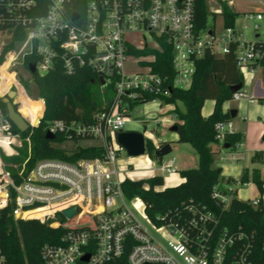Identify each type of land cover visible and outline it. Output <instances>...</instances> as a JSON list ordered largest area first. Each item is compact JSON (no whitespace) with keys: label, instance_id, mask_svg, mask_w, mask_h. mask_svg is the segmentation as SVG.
<instances>
[{"label":"built area","instance_id":"2783aa9c","mask_svg":"<svg viewBox=\"0 0 264 264\" xmlns=\"http://www.w3.org/2000/svg\"><path fill=\"white\" fill-rule=\"evenodd\" d=\"M260 4L264 8V0ZM36 5L35 0H0V25L9 26L5 32L12 36L16 31L26 36L27 54L37 59L35 73L44 76L57 62L67 75L89 67L103 90L112 87L109 106L95 114L92 123L54 121L47 131L97 142L100 157L76 162L40 160L30 171L23 164L17 178L0 172V211L12 205L16 221L38 218L48 223L52 219L48 224L64 231L60 244L42 247V264H106L120 260L125 252L127 264H252V235L219 230L213 211L190 204L182 212L158 217L155 223L140 198L128 200L122 191L125 179L120 178L128 170L118 168L125 150L117 135L132 123L134 105L161 106L173 88L188 89L196 61L206 54L218 59L234 55L243 86L230 101L255 103L257 99L244 86L264 68V24H260L264 10L244 15L245 22H254L255 38L249 41L236 24L223 26L220 32L209 27L197 32L195 0H89L83 16L70 12L72 0H47L42 15ZM210 12L221 15L219 9ZM249 28L246 23L244 29ZM162 43L172 51L173 76L153 69ZM174 123L169 120L166 126ZM215 129L219 145L235 133L232 119L217 123ZM19 136L0 109V146L14 151ZM158 159L151 177L177 173L175 159L165 163ZM212 197L226 208L235 192L231 186L223 190L219 183ZM251 205L258 207L259 202ZM72 207L77 208L76 214L65 218L63 211ZM35 212L39 213L30 215ZM76 218L77 225H72ZM86 255H90L87 263L81 261ZM0 264H7L1 239Z\"/></svg>","mask_w":264,"mask_h":264},{"label":"trees","instance_id":"16d2710c","mask_svg":"<svg viewBox=\"0 0 264 264\" xmlns=\"http://www.w3.org/2000/svg\"><path fill=\"white\" fill-rule=\"evenodd\" d=\"M35 1L36 7L42 10L41 15L44 14L47 0ZM88 1L72 0L70 12L83 16ZM208 1L210 0H195V29L197 32L206 30L209 27V18L217 16L210 12ZM219 2L223 26L225 28L234 27L238 14L234 13L227 3ZM36 15H40V12ZM8 28L7 25H0V79L2 70L12 58L13 53H8L13 50L14 44L26 40V36L20 31L14 32L13 36L11 32H5ZM10 40L11 43L5 45ZM137 53L142 54L143 52ZM172 59V51L162 43V52L157 56L154 71L160 75L168 73L173 76ZM36 62L37 59L33 55H26L24 59L31 83L35 86V99L42 103L41 111L33 115L31 97L23 87L17 86L15 99L19 104L20 114L31 125H35L41 118L40 123L36 127L30 126L24 133L19 132L12 124L15 133L30 140L31 154L28 155L25 142L19 157H2L7 163L6 170L15 178L24 162H26L27 170L30 171L40 160L76 162L80 159L100 157L102 153V149L97 146L84 148L76 146L79 141H86L81 137L58 133L54 135L53 140H50L47 139L46 134L50 124L54 121L92 123L94 115L109 106L112 87L103 90L98 82L97 74L89 67L79 68L75 74L67 75L61 62H57L54 69L44 76L38 73L32 74L29 66ZM242 80L232 54L221 59L206 54L196 61L191 86L188 89L173 88L170 96L163 97L162 101L164 105L175 106L178 143L188 144L193 148L198 156L197 168L181 171L180 175L184 181L177 186L161 188L164 182L163 178L158 176L141 180L126 178L122 184V191L128 200L140 198L145 204L148 216L155 223L158 217L168 212H182L184 207L190 204L213 211L219 220V230L227 229L229 232H244L252 235L250 260L252 264H264V211L262 207H254L250 202L233 197L230 204L224 208L212 197L214 187L220 183L218 169L213 166L215 162L213 147L219 146L215 127L217 123L231 119L230 112L223 111V104L232 98L231 87L242 83ZM13 84H17V81ZM11 87L3 89L0 86V109L6 115V105L1 96L8 93ZM148 100L152 101L153 98L150 97ZM208 100L214 101L215 106L212 114L204 118L202 109ZM178 102L185 106L184 112L179 110ZM15 107L18 110L17 105ZM243 139L242 134L234 133L225 137V144L230 145L229 149H234L243 142ZM68 144L76 147L68 150ZM165 144L161 143L160 147ZM146 146L147 155L157 160L158 158L154 155L155 145L148 141ZM10 163H12L11 166H9ZM255 182L260 192L263 193V183L258 179ZM82 217L80 222H83ZM78 218L74 219L71 224L77 225ZM63 234L62 229L50 226L48 223H41L38 218L16 221L12 216V205L0 211V239L7 264H42V247L45 244H60ZM127 258L128 252H125L120 260L106 264H127ZM77 264L83 263L78 262Z\"/></svg>","mask_w":264,"mask_h":264},{"label":"rangeland","instance_id":"374dc122","mask_svg":"<svg viewBox=\"0 0 264 264\" xmlns=\"http://www.w3.org/2000/svg\"><path fill=\"white\" fill-rule=\"evenodd\" d=\"M222 1L224 3H227L230 9L238 14V18L236 19V26L238 29H241L243 31L244 37L249 41H254L255 33L252 29V25L254 24L253 21H244V15L246 13H255L263 11L264 8L260 4L262 0H210L208 1V7L209 10H221L220 2ZM249 24V29H244L245 24ZM260 24H264V21L260 22ZM223 27V20L222 16H211L209 18V29H214L216 32H220ZM11 43L10 41H7L5 45H8ZM28 51V45L25 41L16 42L14 44L13 50L10 53H13L12 58L10 59L7 66L2 70L1 79H0V86L4 89H9L13 83L17 81V84H13L10 91H16L17 92V86L25 88L26 93L31 97L32 100V113L33 115L37 114L39 111H41L42 103L40 100H36L34 94H36L35 86L31 83V77L30 74L27 72V69L24 65V59L26 57ZM7 54V55H8ZM244 82V81H243ZM247 82V81H246ZM244 89H247L249 91V87L247 84L244 86ZM33 94V95H31ZM104 97V93H102ZM5 97V95L1 96ZM16 102V99L14 100ZM214 101L208 100L206 102V105L204 106V111L206 109H209V106ZM17 103V102H16ZM105 104V102H103ZM170 105H164L156 106L154 103H139L134 105L133 110L131 111V120L132 123L128 124L125 127V131H137L142 133L145 138L147 139V142L150 141L154 145H160L161 143H168V142H161V138H163V135L166 136V134L169 132V129L166 127L164 128L163 125H160L156 120L161 117L162 115H166V117H174V109L171 110ZM177 106L181 112L185 111V106L183 103L178 102ZM17 107L19 110V104L17 103ZM236 109L238 110V116L234 119L236 123H241L240 118L247 117L251 118L253 116L252 108L251 106H248L243 101L240 102H232L227 101L223 104V111L230 112V110ZM162 112H165L163 114ZM27 121V120H26ZM29 122V121H28ZM242 124V123H241ZM26 142L28 147V155L31 154L30 150V140L28 138H22L19 136L16 145L14 147V151L10 152L11 150L9 148L1 147L0 146V172H8L6 170L7 163L4 162L2 157L5 158H12V157H19L20 156V150L24 148V143ZM172 145V153L168 156H165L162 158L163 162H168L169 160L175 159L176 161V169L177 173L174 175H166L163 178V186L161 188L171 187L177 180H182L180 172L197 168L198 166V156L196 152L193 150V148L188 145ZM90 146H97L100 147V145L95 143H89L87 141H82L79 145V147H90ZM63 147V146H62ZM76 146L72 144L67 145V149L71 150ZM213 150L215 152V162H214V168L220 170L221 165H225L226 163H230L226 160H221V158H226L228 156V153L232 151V149H224L223 145L214 146ZM221 151L222 154L218 153V151ZM149 155H143L140 157H129L127 153L124 151L121 153V156L118 161V168L120 170H128L127 173H123L120 178L121 179H135V180H141V179H147L151 177L154 173L151 171L153 168L158 167V164H156V159L152 160V166L149 164ZM12 163L9 164L11 166ZM23 168H26V162H24ZM220 177L221 174H220ZM224 178V177H223ZM220 183H222L220 179ZM233 188H236L235 185L232 186ZM240 199L244 200V197H240ZM53 220L48 219V223H51Z\"/></svg>","mask_w":264,"mask_h":264},{"label":"crops","instance_id":"0c3cea01","mask_svg":"<svg viewBox=\"0 0 264 264\" xmlns=\"http://www.w3.org/2000/svg\"><path fill=\"white\" fill-rule=\"evenodd\" d=\"M248 87L249 94L253 95L257 100L255 103H249L246 100L241 101L246 103L248 106H251L253 116H251V118H249V116L240 118V122L242 124L236 123L234 119H232L235 133L242 134L244 139L241 144L237 145L234 149H232L231 152L228 153L226 158H221V160H226L230 163L221 165L220 170L222 177H220V179L222 183H220V187L225 190L227 186L232 187L235 185L236 188L233 189L237 199L251 203L257 201L259 202V206H261L264 211V192H260L255 182L257 179L261 181L263 183L264 190V68L256 72L252 82H248ZM206 102L204 106L206 105ZM214 106L215 102L211 103L209 109H206V111H204L203 107L202 116L204 118L210 116L214 110ZM169 107L171 110L174 109V105H170ZM225 112H227V110ZM162 113L165 114V112ZM169 120H175V116L172 118L162 115L156 120V122H158L160 125H163L164 128L167 127L170 129L169 126H166V122ZM162 121L165 124H161ZM161 139L162 141L168 142L170 144L180 146L184 145L178 143V134L171 133L170 130L166 136L163 135V138ZM87 142L95 143L94 141ZM218 153L222 154L220 150ZM152 163V161H149L150 165H152ZM183 181V178L182 180H177L172 186H177ZM240 197H244V200L240 199Z\"/></svg>","mask_w":264,"mask_h":264},{"label":"water","instance_id":"95a60500","mask_svg":"<svg viewBox=\"0 0 264 264\" xmlns=\"http://www.w3.org/2000/svg\"><path fill=\"white\" fill-rule=\"evenodd\" d=\"M74 20L78 19V15H75L73 17ZM175 54V52H174ZM29 71L34 74L36 72L35 66L30 65ZM101 84L105 86V81L101 79ZM243 83H240L238 85L231 87V92L236 93L240 89H242ZM17 92L16 91H9L5 94L3 102L6 105L7 110V117L9 121L16 127V129L24 133L26 132L30 126L36 127L40 123V119H38L37 123L35 125H31L26 119L20 114L19 110L16 109L17 103L14 101L16 97ZM238 111L236 109L230 110V117L231 119H235L237 117ZM171 133H177L178 127L174 123L173 126L170 127ZM47 139L53 140L54 135L50 132H47L46 134ZM264 140V136H263ZM117 142L118 144L125 150L127 155L129 157H140L146 154L147 152V139L145 136L137 131H119L117 135ZM230 145L225 144L224 149H229ZM172 153V147L170 143H166L164 146H162L160 149L156 150L154 152V155L157 158H164L165 156H168ZM218 173L221 174V170H218ZM77 212L76 207H72L70 209H67L63 211V216L67 219H71ZM90 255L84 256L81 261L87 263L89 261Z\"/></svg>","mask_w":264,"mask_h":264},{"label":"bare ground","instance_id":"6f19581e","mask_svg":"<svg viewBox=\"0 0 264 264\" xmlns=\"http://www.w3.org/2000/svg\"><path fill=\"white\" fill-rule=\"evenodd\" d=\"M5 147L8 148L7 146H5ZM88 209H89V208L86 207L85 209H83V212H84V211H87ZM36 213H39V212L31 213L30 215H33V214L35 215Z\"/></svg>","mask_w":264,"mask_h":264}]
</instances>
